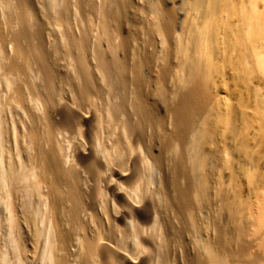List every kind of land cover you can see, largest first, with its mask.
Masks as SVG:
<instances>
[{
    "label": "bare ground",
    "instance_id": "1",
    "mask_svg": "<svg viewBox=\"0 0 264 264\" xmlns=\"http://www.w3.org/2000/svg\"><path fill=\"white\" fill-rule=\"evenodd\" d=\"M0 7L2 264H178L189 231L190 264L239 263L253 229L264 254V0Z\"/></svg>",
    "mask_w": 264,
    "mask_h": 264
},
{
    "label": "rangeland",
    "instance_id": "2",
    "mask_svg": "<svg viewBox=\"0 0 264 264\" xmlns=\"http://www.w3.org/2000/svg\"><path fill=\"white\" fill-rule=\"evenodd\" d=\"M155 1H158V2H161V3H163V4H166V5H170L171 4V0H138V5H140V4H142L143 6H146V5H148L149 3H152V2H155ZM177 4H179V3H177ZM46 7V6H45ZM1 8V7H0ZM1 10V9H0ZM81 10H83V9H81ZM80 10V11H81ZM83 12V14L86 16V11L85 10H83L82 11ZM96 11L94 10V11H92L91 13H88V15L90 14V16H92V17H87L86 16V18H84V17H82V15L80 16L82 19H84L85 21L84 22H87L86 21V19L88 20V19H92V20H94V22H96V14H97V12L95 13ZM129 12H130V19H132L133 18V20L134 21H137V20H142L143 21V16H141L142 15V13H140V12H138L136 15L134 14L135 13V11L133 10V9H129ZM94 15H93V14ZM139 14V15H138ZM83 15V16H84ZM40 16H41V14H40ZM133 16V17H132ZM122 20V19H121ZM123 20H125V22L127 21V23L126 24H129V22H128V20H129V18L128 19H126V18H124ZM143 23H144V21H143ZM140 25H143V24H140ZM139 32H141V29L140 30H138ZM142 33H143V31H142ZM148 36V34L147 33H145V37H147ZM147 39V38H146ZM152 42H154L153 43V46H155V42L156 41H152ZM48 43H50V44H48ZM48 43H44V45H43V47L42 48H45V49H43L42 51L43 52H45L44 54H46V56H47V58L49 59V62H56V63H52V64H54L55 65V67L57 66V67H59V66H62V67H64L65 69H63L62 67H59L58 69L59 70H62V71H65V70H67V62H68V55L66 54V50L64 49V47H60L61 45L58 43V42H48ZM51 44H53V45H51ZM48 45H50V46H48ZM52 46V47H51ZM56 46V47H55ZM57 46H59V47H57ZM153 46H149L150 48L151 47H153ZM47 47V48H46ZM54 47H55V49L57 48V49H59V52L57 53V49L56 50H54ZM149 47H147V52L148 53H150V48ZM52 48V49H51ZM61 48V49H60ZM63 48V49H62ZM87 48V47H86ZM149 48V49H148ZM80 49V50H79ZM88 49V48H87ZM50 50V51H49ZM61 50V51H60ZM64 50V51H63ZM48 51H49V53H48ZM82 50H81V48H75V50H74V53L76 52V54H77V52H81ZM157 51H158V49H157ZM56 52V53H55ZM62 52H64V53H62ZM57 54V55H56ZM153 54V53H152ZM159 55V54H158ZM52 56V57H51ZM56 56V57H55ZM160 56V55H159ZM162 58V57H161ZM53 59V60H52ZM61 59V60H60ZM52 60V61H51ZM66 60V61H65ZM59 65V66H58ZM65 65V66H64ZM175 71L173 72H170L169 73V75H168V79H167V84H168V86H170L171 84H173V83H175ZM170 77L172 78V80L170 79ZM160 106H161V111L163 112V111H165L164 110V104L162 103V102H160ZM219 154H221V152H219V151H217L216 152V154L214 155V157H213V160H215L216 159V162L220 159V157H221V155H219ZM220 156V157H219ZM216 170V169H215ZM225 175H226V172H225ZM215 178V179H214ZM212 179V180H211ZM243 181H242V183L240 184V186H239V192H240V194H241V196L245 199V200H249V199H251V201L252 202H254V195H253V192H252V190H251V187H250V185H249V183H247V181H245V179H242ZM210 181H211V183H209V188H210V186H211V189H214L213 187H214V185H216L217 184V175H215V176H213V174H212V177H210ZM227 181V180H226ZM215 182H216V184H215ZM215 187H217V185L215 186ZM210 189V190H211ZM209 190V191H210ZM215 190H211V192H209V194H208V196H209V198L213 195V192H214ZM263 193H264V190H263ZM213 197L214 196H212L211 197V199L213 200ZM210 199V200H211ZM263 199H264V196H263ZM213 205L215 206V204H212V207H213ZM33 232V231H32ZM251 233V235L248 237V238H246L245 239V242H246V244H247V246H246V248H247V255L245 256V257H243V259H242V261H240L239 263L237 262V260L236 259H234V260H232L231 259V261L232 262H237V264H264V254L261 252V251H259L260 250V248L258 247V241L257 240H259L258 238H260L261 237V234L260 233H258V234H255L254 235V229L252 230V231H250ZM191 238H190V237ZM193 236V237H192ZM5 235H4V230H0V264H2V262H1V256H3V253L4 252H2L3 251V249H2V243H4L5 244V241H3L4 239H5ZM188 237H189V240L190 241H192L191 243H189L188 244V241L189 240H187L188 239ZM196 238H195V236L193 235V233H192V231H189V233H187V232H184V234H183V237H182V242L180 243V244H177V246H176V258H177V262H178V264L180 263H183V264H190L192 261H193V259H194V256L196 255V251H195V247H194V245H193V241L195 240ZM189 241V242H190ZM40 244H43V241H42V239H40ZM180 246H182V248L180 247ZM184 247H188V248H184ZM179 250H187V251H185V252H182V251H179ZM194 250V251H193ZM179 253V255H178V253ZM9 253V256H11L10 255V252H8ZM188 253V254H187ZM195 253V254H194ZM181 254V255H180ZM184 256H183V255ZM194 254V255H193ZM27 256H31V254H27ZM179 256V257H178ZM181 256H183V259H181ZM191 256V257H190ZM251 256V257H250ZM255 256V257H254ZM189 257V258H188ZM250 257V258H249ZM180 258V259H179ZM179 259V260H178ZM187 260V261H186ZM244 260V261H243ZM184 261V262H183Z\"/></svg>",
    "mask_w": 264,
    "mask_h": 264
}]
</instances>
